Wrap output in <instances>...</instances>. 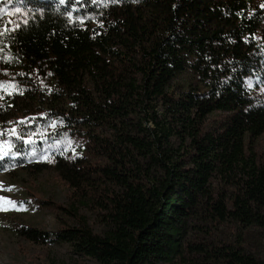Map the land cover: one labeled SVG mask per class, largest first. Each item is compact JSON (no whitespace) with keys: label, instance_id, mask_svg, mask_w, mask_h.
<instances>
[{"label":"trees","instance_id":"trees-1","mask_svg":"<svg viewBox=\"0 0 264 264\" xmlns=\"http://www.w3.org/2000/svg\"><path fill=\"white\" fill-rule=\"evenodd\" d=\"M5 4L31 15L0 34V171L51 163L99 226L73 207L17 235L99 264H264V0Z\"/></svg>","mask_w":264,"mask_h":264},{"label":"rangeland","instance_id":"rangeland-1","mask_svg":"<svg viewBox=\"0 0 264 264\" xmlns=\"http://www.w3.org/2000/svg\"><path fill=\"white\" fill-rule=\"evenodd\" d=\"M30 15L31 12L21 6H1L0 34L9 26L24 22ZM42 158L52 160L47 155ZM47 172L28 177L30 172L25 170L0 171V264H99L93 258L74 253L66 243H30L14 230L19 223L54 232L76 222L69 213L76 207L73 198L69 197L72 191L57 178L51 163ZM76 209L78 218L84 219L95 230L99 229L94 204L77 205ZM186 256L183 260L176 258L165 264H204L192 253Z\"/></svg>","mask_w":264,"mask_h":264},{"label":"snow or ice","instance_id":"snow-or-ice-1","mask_svg":"<svg viewBox=\"0 0 264 264\" xmlns=\"http://www.w3.org/2000/svg\"><path fill=\"white\" fill-rule=\"evenodd\" d=\"M64 2V0H61V3H63ZM17 12H19L20 11V9H17L16 10ZM8 23H11V21H9ZM25 23H26V21H25ZM18 26V25H17ZM4 82H0V84H3ZM15 132V130H13V133ZM26 142H30V141H26ZM9 150H11V146H9ZM3 155H7V152H3L2 153Z\"/></svg>","mask_w":264,"mask_h":264}]
</instances>
